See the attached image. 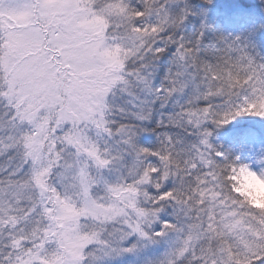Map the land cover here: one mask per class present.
<instances>
[{"label": "snow or ice", "instance_id": "1", "mask_svg": "<svg viewBox=\"0 0 264 264\" xmlns=\"http://www.w3.org/2000/svg\"><path fill=\"white\" fill-rule=\"evenodd\" d=\"M193 15L0 0V264H264V209L231 184L264 179V150L210 140L264 119V61L240 37L206 45V24L186 36Z\"/></svg>", "mask_w": 264, "mask_h": 264}, {"label": "trees", "instance_id": "2", "mask_svg": "<svg viewBox=\"0 0 264 264\" xmlns=\"http://www.w3.org/2000/svg\"><path fill=\"white\" fill-rule=\"evenodd\" d=\"M188 3L194 15L185 25L186 36L190 37L202 24H206V45L216 43L220 37H240L247 43L250 53L258 61H264L263 3L247 0H233L231 4L225 0H212L211 4H204L202 0H188ZM255 26L259 29L255 30ZM239 120L240 123L235 126L210 128L213 132L210 140L219 151L232 157L238 156L244 162L259 135L264 134V119L249 116ZM247 204L255 209H264V206L256 208Z\"/></svg>", "mask_w": 264, "mask_h": 264}, {"label": "clouds", "instance_id": "3", "mask_svg": "<svg viewBox=\"0 0 264 264\" xmlns=\"http://www.w3.org/2000/svg\"><path fill=\"white\" fill-rule=\"evenodd\" d=\"M233 194L256 208L264 206V179L246 171L237 170L231 179Z\"/></svg>", "mask_w": 264, "mask_h": 264}, {"label": "rangeland", "instance_id": "4", "mask_svg": "<svg viewBox=\"0 0 264 264\" xmlns=\"http://www.w3.org/2000/svg\"><path fill=\"white\" fill-rule=\"evenodd\" d=\"M228 4H231L232 1L231 0H225ZM247 1H250V2H256V1H259L261 3L264 4V0H247ZM255 30L259 29L258 26H255L254 27ZM253 109L250 108L249 111H252ZM243 117H249V116H243ZM239 118L241 117H238V119L236 118L235 120H233V122L231 124H229L227 127H230V126H235V125H238L240 123V120ZM262 120V119H261ZM264 121V120H263ZM261 150H264V134L262 135H259L256 143L252 146V149H251V152H250V155L248 158L245 159L244 162H250V157L254 154H257V153H260ZM253 170H255L257 173L259 172V168L256 166V165H253ZM235 190V189H233ZM260 208V207H259ZM123 264H137V262L129 257V258H126L124 261H123Z\"/></svg>", "mask_w": 264, "mask_h": 264}]
</instances>
